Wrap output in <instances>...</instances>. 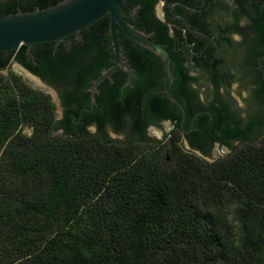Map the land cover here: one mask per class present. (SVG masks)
I'll return each instance as SVG.
<instances>
[{"label": "trees", "instance_id": "1", "mask_svg": "<svg viewBox=\"0 0 264 264\" xmlns=\"http://www.w3.org/2000/svg\"><path fill=\"white\" fill-rule=\"evenodd\" d=\"M63 1L0 0V15L46 9ZM158 1L127 0L124 12L128 15L140 5L137 21H128L168 45L178 62L172 93L183 105L188 102L190 120L203 109L191 104L194 93L187 87L192 78L182 53L191 54L189 41L182 31L169 36L168 27L154 13ZM235 6L232 16L256 23V41L264 42L261 5L236 0ZM109 24L106 17L83 31L71 56L64 44L35 45L37 66L28 60L26 47L8 57L0 53V72L15 61L53 87H71L63 98L62 121L55 119L51 98L21 78L18 82L14 76L16 85L0 91V264H264V139L254 143L264 133V117L254 114L242 127L217 138L231 152L214 162L180 149V129L166 143L147 136L149 126L170 120L180 127L183 117L152 83L123 93L114 87L104 98L97 97L102 116L76 119L72 106L81 89L90 88L101 70L111 67ZM119 35L134 59L139 45ZM248 50L255 51L251 46ZM142 62L147 82L155 70L151 72L150 59ZM162 69L158 64L157 77L163 76ZM87 103L89 108L90 99ZM210 111L217 120L225 118L215 102ZM108 117L115 119L124 141L104 134ZM199 117L201 134L195 133V138L202 141L212 135L206 128L208 116ZM92 123L99 126L100 135L87 131ZM25 126L33 128L32 136L19 131ZM60 129L64 132L58 137ZM198 140H193L194 147ZM226 207L235 208L234 231Z\"/></svg>", "mask_w": 264, "mask_h": 264}, {"label": "flooded vegetation", "instance_id": "2", "mask_svg": "<svg viewBox=\"0 0 264 264\" xmlns=\"http://www.w3.org/2000/svg\"><path fill=\"white\" fill-rule=\"evenodd\" d=\"M235 1L236 0H207L206 8L203 11L190 10L183 5H180V3L193 8L201 9L204 6V0H194V4H189L183 0H159L156 3L154 8L155 16L160 23L168 27L169 36L174 38L176 37V31H182L184 39L189 41L188 48L190 49L191 54L184 55V53H182V57H186V61L184 62L186 72L188 73V76L192 78L187 82V87L188 90H191L194 93V97L191 99V104L203 110H198L189 120L185 107L188 102L185 101L186 104L183 105L185 109V119L183 113L180 127H176L170 120L163 121L159 126L151 125L147 128V136L149 138L154 128L160 127L162 129L163 124L168 123L172 126L171 133L180 129L182 142L185 144L187 149L193 152L198 151L205 157L213 158L215 152L219 154L220 152H224L226 154L231 152L227 145L222 143V141L217 138H224V135H227L228 131L232 128L237 129L242 127L249 120V117L254 114L264 117V42L256 41L258 38V36H255V32L257 31L256 23L252 20L250 21L248 17H243L237 21L232 16V12L236 9ZM140 9V5H136L132 8L130 13L126 15L127 21L128 18L137 21ZM128 23L132 25L129 21ZM260 23H263L264 26V21L261 20ZM139 31L145 33L151 40L155 41L154 33H149L145 30ZM122 36L127 38L123 33ZM121 38L122 37L120 36V44L123 48ZM68 39L71 45L69 48L65 47L67 49V55L71 56L74 55V42L79 43L83 40V36L81 34L79 40L76 39L75 36H71ZM133 44L139 45L134 42ZM159 44L163 45L168 50V45L163 43ZM250 46L252 49H255V51H249L248 47ZM139 48L140 50L134 54V59L133 57H130L123 48L127 57L126 59L134 70V73L131 76V82H129L130 74L118 67L112 74L111 78L105 79L98 86L97 92L92 95L91 88L94 82L113 67L114 60L116 59V56L111 49L110 37L108 49L112 51L110 52L108 63L111 64V67L108 69L103 68L100 76L92 82L90 88L81 89L80 97L76 99L72 106V109L78 112L76 119L82 118L85 114H99L102 116L103 109L101 108L102 106L100 103H98L97 97L101 99L104 98L114 87H116V89L121 88V92L123 93L126 88L135 90L143 86L151 87L148 84L152 83L158 91L164 90L165 74L163 62L151 51H142L141 49L143 47L140 45ZM194 49H199L198 53H196L197 51L195 52ZM169 53L174 62V73L176 74L178 62L175 60L170 51ZM27 57L28 60H32L33 64L37 66L38 63L35 56L34 59H31L28 55ZM143 59H150L148 65L150 69L152 68L151 72H153V69L156 71L158 64L161 63L163 76L157 77V73H155V71L154 73L148 72L151 76L149 81L145 82L143 75L146 74L144 69H147V67L144 65L146 62H142ZM12 63L17 62L12 61ZM21 66L24 67L23 65ZM35 76L42 81L41 83L44 86L43 88L54 90L57 93L58 101L62 109V115L60 119H55L56 121L64 120L66 110L63 105V98L64 95H66V92L71 90V87L62 85L56 88L48 84L40 76ZM153 78L156 79V81L163 82L164 87L160 88V84H157V82L155 83ZM176 79L177 77L175 76L174 82ZM105 82H107L106 87L100 89L101 85ZM236 89L246 92L247 94L245 97L243 93H241V99H243L248 105L246 111H243V108L239 105V101L233 95ZM93 96L95 101H93ZM87 99H90L91 103L89 108H87ZM214 102L218 109L225 114L224 119H218L221 123H219L217 118L210 111V107ZM85 103L86 106L84 107ZM115 113H119V108L116 109ZM204 114L208 116L206 128L213 137H216L215 139H211L212 136L202 141L198 140V136L195 138V133L198 135L201 134V129L197 124L201 121L199 116ZM125 119L130 121L129 115H126ZM87 131L93 135H100L99 126L96 123H92L87 126ZM103 131L105 132L104 134L111 139V132L117 136L124 137V140L126 138L125 134L117 129L115 119L112 117L106 118ZM58 132L62 134L64 131L60 129ZM262 136H264V133L261 137ZM193 140H198L195 147L192 144ZM231 140L230 143L234 146L239 145V142H235L234 139ZM204 149L208 152L205 153L203 151Z\"/></svg>", "mask_w": 264, "mask_h": 264}, {"label": "water", "instance_id": "3", "mask_svg": "<svg viewBox=\"0 0 264 264\" xmlns=\"http://www.w3.org/2000/svg\"><path fill=\"white\" fill-rule=\"evenodd\" d=\"M126 1L64 0L46 9H37L32 12H22L19 10L15 14L0 15V53L8 57L11 53L20 50L22 47H26L27 55L31 59H34L32 50L35 45L53 44L55 48H58L60 44H64V46L69 48L71 45L69 37L75 36L79 40L83 31L90 30L96 23L109 17L108 34L111 37V48L116 59L114 60L113 67L94 82L91 88L92 95L97 92L98 86L105 79L111 78L118 67L130 74L129 82H131L134 70L126 59V54L120 44L119 32L121 31L128 39L151 51L161 59L164 64L165 74L163 93L167 95L172 104L177 105L182 110L185 119L184 106L172 93V84L175 80L172 57L166 47L151 40L148 35L128 23L124 12ZM256 1L264 9V0ZM206 4L207 0H204V6L201 9H197L180 3V5L193 11L205 10ZM19 66L22 68L24 79L28 84L36 88L42 82L30 71L21 65ZM93 101H95L94 96ZM195 153L202 155L198 151H195Z\"/></svg>", "mask_w": 264, "mask_h": 264}, {"label": "rangeland", "instance_id": "4", "mask_svg": "<svg viewBox=\"0 0 264 264\" xmlns=\"http://www.w3.org/2000/svg\"><path fill=\"white\" fill-rule=\"evenodd\" d=\"M21 69L22 68L19 65H17L16 63H12L11 66L9 67V69H6V70L0 72V91H1L2 87H4V86L13 87L14 85H16L14 76H16L15 78H18V79L21 78V80H23L26 83V85L28 87H30L32 90H36L37 92L43 93V94H45V95H47V96H49L51 98V100L56 105V109L54 111L55 118L56 119H60L61 115H62V109H61L59 101H58L57 93L54 90H48V89L43 88L44 86H43V84L41 82L38 84V87H36V88H35V86H33L31 84H28L25 81V79H24V72ZM18 82H20V79L18 80ZM241 93H243V95L245 97L247 96L246 92H243V91H240V90H237V89H236V91H234L233 95L239 101V105L243 108V111L244 110L246 111L247 108H248V105L246 104V102L243 99H241ZM171 128H172V126L170 124H168V123H164L162 129L160 127L159 128H154L152 133L150 134V139H154V140H157L159 142H165V143L168 142V139L171 137L170 136V133L172 131ZM19 131L23 135H25L27 137H30L33 134V128L30 127V126H25V127H22V128L20 127ZM55 135L60 137L61 133L58 132ZM178 135L175 134V135H172V136H173V138L178 139ZM111 137H112L113 140H118V141H123L124 140V137L117 136L116 134H113L112 132H111ZM179 137H180V139H179L178 145H179L180 149L182 148V149L188 151V149L186 148L185 144L182 142L180 135H179ZM263 139H264V136H262L259 139H256L254 141V143L259 144V142L261 140H263ZM195 154L197 156H199L201 159H203V160H205L207 162H214V161H217L219 159H224L227 156V154L224 153V152H220V154L215 152L213 158L205 157V156L199 155L197 153H195ZM226 210L229 212L228 213L229 214V221L232 222V230L234 231L235 228H236L235 224L237 225V222L232 220L233 216H234L235 208L232 207L230 209V207H226Z\"/></svg>", "mask_w": 264, "mask_h": 264}]
</instances>
